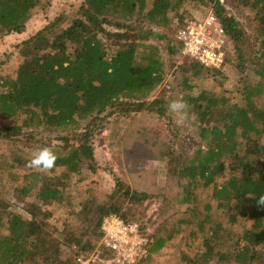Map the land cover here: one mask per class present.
Segmentation results:
<instances>
[{
    "label": "trees",
    "instance_id": "trees-1",
    "mask_svg": "<svg viewBox=\"0 0 264 264\" xmlns=\"http://www.w3.org/2000/svg\"><path fill=\"white\" fill-rule=\"evenodd\" d=\"M183 1L84 0L66 28H60L64 19L57 18L22 42V61L15 75L5 76L0 84V141L15 147L23 142L48 146L57 160L52 169L39 170L28 166L31 158L19 148L11 151V169L24 164L27 173L20 185H14L12 196L6 195L9 193L0 183V229L8 232L0 235V264H74L77 256L95 251L109 259L112 252L101 243L102 222L109 215L138 222L147 232L140 222L145 217L141 208L159 199L166 205L169 198L162 192L166 189L157 194L139 192L114 178L112 193L103 200L91 195L77 212L75 224L64 221L57 226L50 208L63 202L64 191L74 176H82L85 170L98 171L93 141L103 124L132 113L165 117L167 91L177 92L173 98L181 94L189 115L195 117L194 152L178 153L169 143L171 137L162 139L149 127L128 130L119 145L125 152H134L139 146L147 149L152 144L154 149L162 143L154 159L164 162L166 183L176 181L172 201L180 206L194 205L199 201L195 189L211 188L210 198L217 211L227 214L226 222L245 228L241 235L227 232L220 223L206 228L212 210L209 202L203 212L193 208L173 217L169 226H159L149 258L179 236L181 257L187 264L264 261V208L256 204L264 195V111L254 102V95L264 92V81L245 87L243 106L228 96L205 90L192 96V80H200L206 71L213 79L222 74L229 46L223 67L209 69L182 57L176 37L167 38L151 28L166 29L173 17L177 18L176 31L182 28L185 21L178 11ZM197 1L210 6L219 18L236 49L237 67L242 68L252 57L247 55L248 35L227 7L250 8L255 20L264 25V0ZM47 2L0 0V38L22 34L33 11L46 8ZM259 33L264 38V30ZM152 38L166 41L169 56L179 61L169 78ZM262 57L258 74L264 80V51ZM158 90V97L151 99ZM58 169L62 172L56 176ZM29 196L33 202L27 200ZM202 235L203 242L194 251L193 244ZM66 250L70 254L64 259Z\"/></svg>",
    "mask_w": 264,
    "mask_h": 264
},
{
    "label": "rangeland",
    "instance_id": "rangeland-1",
    "mask_svg": "<svg viewBox=\"0 0 264 264\" xmlns=\"http://www.w3.org/2000/svg\"><path fill=\"white\" fill-rule=\"evenodd\" d=\"M84 0H48L46 8L39 7L33 11V15L26 25L25 31L22 34H11L0 38V84L5 76H14L20 62L22 61L19 55V48L22 42L38 31L42 30L46 25L53 22L57 18L64 19L61 23V29L66 28L75 18ZM229 14L233 16L239 23L243 24L244 31L248 35V51L247 55H251L250 61H245L242 68H238L237 52L232 43L228 48V61L222 69V74L213 79L208 73L203 72V77L198 81H191L194 90L190 93L192 96H197L201 90L217 93L219 96H228L231 101L240 106L244 105L242 92L246 86L254 87L257 83L264 81L258 72L263 67L262 52L264 51V38L259 33L264 30V25L259 24L256 19L255 12L250 8H230L227 7ZM211 11L210 6L202 5L200 1L184 0L178 11L179 15L183 16V22L192 19H202ZM171 14L170 16H173ZM177 18L173 17V22L168 28L151 26L155 32L164 35L167 38L173 39L176 37ZM253 21V23L251 22ZM151 43L158 46L160 56L165 63V72L168 78L171 74H175L179 61L171 58L167 52L166 41L151 39ZM158 90L151 99L157 98ZM264 91V89H263ZM177 92H174V94ZM172 92L167 91L165 95L166 108L171 100L181 99V94L175 97ZM256 106L264 111V92L254 95ZM153 119L151 122L149 119ZM194 120L180 119L166 111L165 117H150L142 113H132L130 116L114 117L107 120L103 124V130L100 134H96L93 147L94 156L98 166L96 173H90L86 170L82 176H74L68 183L65 190L64 200L61 204H56L50 208L53 217L52 221L57 226L62 225L64 221H69L72 224L76 223L77 212L87 203L90 196L93 195L99 199L107 198L113 190L114 178H120L128 183L132 189L139 192H147L157 194L162 192L168 196L169 201L163 205L161 199L146 202L141 209H145V217L141 218V223L146 226L147 233L154 240V231L165 224L169 226L175 217H178L182 212L192 211L193 208L203 212V207L206 203L211 204L212 210L210 213V223L206 227L222 224V227L227 232L234 235H241L245 226L240 224L232 226L226 222L227 214L216 210V203L210 198L211 188L205 189L198 186L195 190L199 195V201L190 206L175 204L172 201V196L175 194L174 189L176 181L166 183L164 170V162L154 159L157 155V149L162 144H158L153 149L151 145L144 149L139 146L134 152L124 151L119 145L120 139L128 130L136 127L151 129L155 134L161 135L160 138L168 136L172 138L171 143L173 149L178 153L192 154L195 150V134L196 126L192 124ZM135 130V129H134ZM137 130V129H136ZM164 139V138H162ZM264 144V140L262 141ZM165 146V145H163ZM14 148H19L20 152L27 158H31L32 152L39 145H34L30 142H23L21 145H6L0 141V183L5 186L6 195L12 196L14 185H20L23 180V175L27 172L24 170L26 165H17L12 167V152ZM12 151V152H11ZM4 157L2 158V156ZM225 165L228 164L227 158ZM61 170H56L54 175L61 174ZM225 174L228 176V172ZM18 178V179H17ZM4 191V192H5ZM35 194V192H34ZM30 202L34 201L32 196L27 197ZM172 203V204H171ZM174 217V218H173ZM135 222V221H134ZM138 223V222H137ZM250 226V223H247ZM4 228L0 229L1 234H7ZM204 235L193 244L194 251L198 250L197 246H201ZM180 237H175L161 252L148 258L144 264H187V261L181 256ZM70 254L66 250L63 258H67ZM186 254V252H185ZM259 264H264V261Z\"/></svg>",
    "mask_w": 264,
    "mask_h": 264
},
{
    "label": "built area",
    "instance_id": "built-area-1",
    "mask_svg": "<svg viewBox=\"0 0 264 264\" xmlns=\"http://www.w3.org/2000/svg\"><path fill=\"white\" fill-rule=\"evenodd\" d=\"M184 58L194 60L205 68L220 69L225 64V52L230 44L219 18L211 10L202 19H192L177 31ZM102 245L112 252L103 259L98 251L81 254L74 264H141L149 258L153 239L137 222H125L115 215L103 219Z\"/></svg>",
    "mask_w": 264,
    "mask_h": 264
},
{
    "label": "clouds",
    "instance_id": "clouds-1",
    "mask_svg": "<svg viewBox=\"0 0 264 264\" xmlns=\"http://www.w3.org/2000/svg\"><path fill=\"white\" fill-rule=\"evenodd\" d=\"M187 104L183 100H174L169 103L168 110L174 116L180 119H195L194 115L190 116L187 111ZM57 160L55 152L48 146L37 148L32 152L31 159L28 161V166L39 170L52 169ZM258 207L264 208V195H260L256 199Z\"/></svg>",
    "mask_w": 264,
    "mask_h": 264
}]
</instances>
